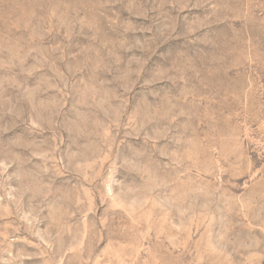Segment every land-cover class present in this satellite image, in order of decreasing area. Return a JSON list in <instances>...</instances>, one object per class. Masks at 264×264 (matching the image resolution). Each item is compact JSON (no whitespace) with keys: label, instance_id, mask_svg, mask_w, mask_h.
Listing matches in <instances>:
<instances>
[{"label":"rangeland","instance_id":"374dc122","mask_svg":"<svg viewBox=\"0 0 264 264\" xmlns=\"http://www.w3.org/2000/svg\"><path fill=\"white\" fill-rule=\"evenodd\" d=\"M0 264H264V0H0Z\"/></svg>","mask_w":264,"mask_h":264}]
</instances>
